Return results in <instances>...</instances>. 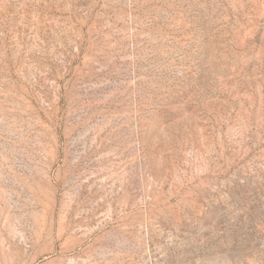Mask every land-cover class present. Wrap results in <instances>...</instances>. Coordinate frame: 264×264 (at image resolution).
I'll list each match as a JSON object with an SVG mask.
<instances>
[{"label": "rangeland", "instance_id": "1", "mask_svg": "<svg viewBox=\"0 0 264 264\" xmlns=\"http://www.w3.org/2000/svg\"><path fill=\"white\" fill-rule=\"evenodd\" d=\"M0 264H264V0H0Z\"/></svg>", "mask_w": 264, "mask_h": 264}]
</instances>
